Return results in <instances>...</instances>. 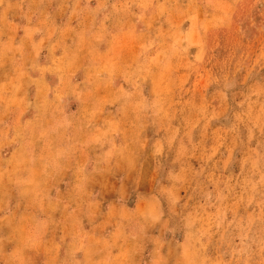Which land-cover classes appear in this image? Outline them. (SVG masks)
Returning <instances> with one entry per match:
<instances>
[{"label":"clouds","instance_id":"1","mask_svg":"<svg viewBox=\"0 0 264 264\" xmlns=\"http://www.w3.org/2000/svg\"><path fill=\"white\" fill-rule=\"evenodd\" d=\"M257 7L264 16V0H0V67L12 68L0 80V264H264V82L238 103L232 98L230 124L211 145L203 131L194 141L193 129L230 108L228 78L210 81L217 85L211 99H174L189 90L186 76H175L184 57L172 17L203 13L205 21L219 16L228 24ZM161 13L169 17L164 31L153 28ZM56 14L67 17L64 24H54ZM194 29L207 39L199 22ZM68 33L76 38L71 49L63 45ZM125 37L139 46L131 60L113 50ZM42 46L49 54L62 49L68 78L85 75L71 86H44L33 99L26 89L40 77L32 73L47 70L37 62ZM258 60L264 66V33ZM117 77L128 90L114 84ZM69 95L77 112L66 111ZM178 113L182 123L174 125ZM236 163L239 174L225 175ZM105 192L116 196L105 201ZM249 204L260 211L238 216ZM252 231L259 239L246 240Z\"/></svg>","mask_w":264,"mask_h":264},{"label":"rangeland","instance_id":"2","mask_svg":"<svg viewBox=\"0 0 264 264\" xmlns=\"http://www.w3.org/2000/svg\"><path fill=\"white\" fill-rule=\"evenodd\" d=\"M94 4V0H90V6ZM55 7V5H53ZM67 20L64 14H56L53 17L55 25H62ZM174 23L179 24V28L175 33V38L179 39L180 53L184 59L180 61V66L175 68V76L179 80L186 76L184 88L189 91L184 92L182 96L177 95L174 99L180 100L181 103L192 99L194 103H199L202 98L211 99L214 93L217 91V85L211 83L213 80H220L223 82V78L227 77L231 92L226 93L230 102V108L226 111L224 116H219L214 120L208 122L207 128L203 129L201 126L193 129L194 141L200 140L202 131L206 136L205 144L211 145L214 133L218 134L220 130L227 128L230 124L232 109L235 108V104H231V100L234 97L238 103L243 98L242 93L246 92L248 87L254 84H260L264 82V66L258 60L261 48L262 33H264V16L260 14L259 8L246 9L238 11L231 17V21L228 24H224L219 16L211 17L205 21L203 19V13L197 15L195 18L187 17L183 18L180 22V18L172 17ZM14 22H20L19 17L15 18ZM199 22L200 28L203 32L207 33V39H202L200 35L194 29V23ZM72 25L76 24V20H72ZM169 27V17L161 13L153 21V28H159L161 31L167 30ZM18 36L23 35L22 31L17 32ZM35 39H38L36 37ZM76 42V38L72 33H68L63 40V45L71 49ZM51 43H56L55 34L51 38ZM45 44H49V41H45ZM108 46L101 43L99 45L100 51H105ZM114 51H118L122 58L131 60L139 51V46L135 43L132 37H125L119 40L115 46ZM62 49L57 47L52 54H49L46 46H42L37 56V62L40 69H47L40 72L39 69L32 73L33 79L37 76L40 79L36 84L29 86L26 91L28 97L35 99L37 97L38 89L47 86L48 88H55L58 83L63 82L64 86H71L78 84L79 81L84 79L83 71H76L75 74L68 78L67 71L63 67V61L58 59L61 56ZM87 49H82V53ZM12 75L11 65L7 62L0 67V80L6 79ZM239 77V79H237ZM114 84L124 90H128V84L122 77H117ZM150 93V85H146L143 94L148 96ZM103 96V92L100 93ZM68 101L65 103L66 111L74 112L78 102L76 99L69 95L64 98ZM215 103V102H213ZM117 105H105V109L109 112L115 111ZM177 108L180 105H176ZM227 117V118H225ZM27 115L25 119H27ZM182 123L181 114L178 113L173 124ZM155 130L149 126L145 130L146 137H153ZM172 155L169 154L168 159L171 160ZM239 155L237 154V160ZM191 166L196 169L201 166V162L198 158H193L189 161ZM146 175H151V160L145 161ZM239 164L236 163L234 167L225 169V175L236 176L239 174ZM110 183L115 184V181L110 180ZM63 190V185L59 186ZM141 191L147 190V185L141 186ZM208 192H212V185H208ZM178 195L185 197L186 193L181 190ZM116 196L115 192H105L103 199L105 201H112ZM134 199V198H133ZM131 206V205H130ZM238 216H246L254 211L258 213L260 209L255 204H249L247 208L241 206L236 209ZM226 219H232L230 212L225 213ZM252 236L259 239L258 233L252 231L249 233L246 240H249ZM217 236L212 237V241L209 243L207 251L210 256H215ZM233 243L239 245L240 236L233 235ZM255 247V245H253Z\"/></svg>","mask_w":264,"mask_h":264},{"label":"crops","instance_id":"3","mask_svg":"<svg viewBox=\"0 0 264 264\" xmlns=\"http://www.w3.org/2000/svg\"><path fill=\"white\" fill-rule=\"evenodd\" d=\"M68 101V99L66 100H64V106L66 107V105H65V103ZM78 109H79V104H77V106H76V110L74 111V112H77L78 111ZM74 112H72V113H74Z\"/></svg>","mask_w":264,"mask_h":264}]
</instances>
